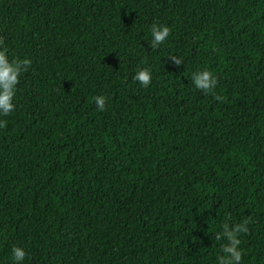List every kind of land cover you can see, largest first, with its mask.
Returning <instances> with one entry per match:
<instances>
[{
    "label": "trees",
    "instance_id": "16d2710c",
    "mask_svg": "<svg viewBox=\"0 0 264 264\" xmlns=\"http://www.w3.org/2000/svg\"><path fill=\"white\" fill-rule=\"evenodd\" d=\"M0 47L31 63L0 118V264H218L244 219L264 264V0H0Z\"/></svg>",
    "mask_w": 264,
    "mask_h": 264
},
{
    "label": "clouds",
    "instance_id": "9594fccd",
    "mask_svg": "<svg viewBox=\"0 0 264 264\" xmlns=\"http://www.w3.org/2000/svg\"><path fill=\"white\" fill-rule=\"evenodd\" d=\"M170 35V28L162 24H154L150 29L151 39L149 45L151 49H156L164 44ZM172 62L179 67L183 62L176 57H169ZM30 60L15 57L9 59L6 48L0 47V118L7 117L15 110L14 98L16 96L17 85L22 73L29 70ZM140 86L147 88L152 81V73L148 68H140L133 77ZM192 84L195 89L205 93L213 94L216 100L222 97L215 96L214 89L217 87V78L209 70H201L192 74ZM93 101L96 108L103 112L106 105L105 96H95ZM5 127V121L0 119V128ZM249 221L244 219L238 223L224 222L221 230L216 233V241H224L220 244L222 255L218 257V264H241L243 249L241 246L242 233H247ZM27 256L26 250L21 246H12L11 259L13 264H24Z\"/></svg>",
    "mask_w": 264,
    "mask_h": 264
}]
</instances>
